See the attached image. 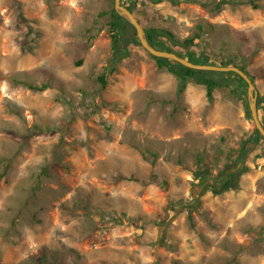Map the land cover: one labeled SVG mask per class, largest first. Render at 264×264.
<instances>
[{
	"label": "rangeland",
	"instance_id": "1",
	"mask_svg": "<svg viewBox=\"0 0 264 264\" xmlns=\"http://www.w3.org/2000/svg\"><path fill=\"white\" fill-rule=\"evenodd\" d=\"M133 1L190 58L242 65L264 124V0ZM113 6L0 0V264H264L247 86L208 98L159 69L111 38Z\"/></svg>",
	"mask_w": 264,
	"mask_h": 264
},
{
	"label": "trees",
	"instance_id": "2",
	"mask_svg": "<svg viewBox=\"0 0 264 264\" xmlns=\"http://www.w3.org/2000/svg\"><path fill=\"white\" fill-rule=\"evenodd\" d=\"M173 3L177 2H183L185 0H170ZM134 1L133 0H121V4L126 7L129 11L133 12V7H134ZM234 1L231 0H220L218 3L214 5V10H219L223 5L225 4H234ZM253 8H257L256 5H253ZM136 17V16H135ZM137 18V17H136ZM139 21V20H138ZM157 30L158 28H149V29H144L146 37L148 42L150 43L151 46L154 48L161 50V51H167L170 53H175L177 56L181 58H185L188 61L194 63V64H199V65H213L212 63H209L207 59H196V58H190L192 57L191 50L192 48L195 47V44L193 43V39H186L182 43H180V46H174L171 44L168 39L158 35ZM162 31H165L172 35L170 32L160 29ZM109 32L110 36L113 40H117L121 44L125 46H128L131 43H137L138 40L136 39L135 36V30L134 28L126 22L124 19L119 17L114 9L111 10L110 12V21H109ZM173 40L177 41L174 36L172 35ZM178 42V41H177ZM154 58V57H153ZM156 65L159 69H166L170 74L178 77L182 81L185 79L192 80L194 83L203 85L206 89V94L207 97L210 98L212 95V92L216 88H223V87H229V77H235L238 80H240L242 83L245 82L235 73H217V72H209V71H197V70H192L189 68H186L179 63H176L174 61L166 60V59H159V58H154ZM219 66H234L239 68L241 71H243L245 74H247L244 70V68L239 65L232 64L230 61L228 63H219ZM248 75V74H247ZM248 77L251 79L253 83H255L254 78ZM15 84H22L29 88L32 91H43L49 87V84H42L40 86L38 85H31L26 82H20L16 79H13ZM102 86L105 84L104 77L100 78ZM179 94V93H178ZM178 96V95H177ZM258 109V105H257ZM261 124L264 127V124L261 122ZM255 136L264 142V140L259 136V133L257 130H254ZM253 143L250 142V144L245 147L246 151H243L242 153H245L251 150L253 147ZM149 152V151H148ZM150 153V152H149ZM117 180H133L132 178H124L122 176H118Z\"/></svg>",
	"mask_w": 264,
	"mask_h": 264
},
{
	"label": "water",
	"instance_id": "3",
	"mask_svg": "<svg viewBox=\"0 0 264 264\" xmlns=\"http://www.w3.org/2000/svg\"><path fill=\"white\" fill-rule=\"evenodd\" d=\"M146 1L152 4H158L162 0H146ZM113 9L119 17L124 19L134 28L136 39L140 43L141 47L152 57L174 61L192 70L237 74L247 85V102H248V107L250 110L251 119L254 124V130H257L259 133V136L264 140V127L260 122V119L257 113V108H256L257 92H256L255 84L251 81V79L248 77L247 74H245L239 68L234 67V66L194 64L185 58H181L177 56L175 53L158 50L150 45V43L147 40L144 28L139 23L135 15L121 4V0H114ZM157 33L158 35L168 39V41L174 46H180V43L173 40L172 35H170L169 33L162 31L160 29L157 30Z\"/></svg>",
	"mask_w": 264,
	"mask_h": 264
},
{
	"label": "flooded vegetation",
	"instance_id": "4",
	"mask_svg": "<svg viewBox=\"0 0 264 264\" xmlns=\"http://www.w3.org/2000/svg\"><path fill=\"white\" fill-rule=\"evenodd\" d=\"M257 105H258V108H259L260 103H258V101H256V108H257ZM260 122H262V121H260Z\"/></svg>",
	"mask_w": 264,
	"mask_h": 264
}]
</instances>
